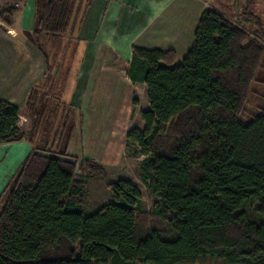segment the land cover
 Returning a JSON list of instances; mask_svg holds the SVG:
<instances>
[{"label": "trees", "instance_id": "1", "mask_svg": "<svg viewBox=\"0 0 264 264\" xmlns=\"http://www.w3.org/2000/svg\"><path fill=\"white\" fill-rule=\"evenodd\" d=\"M261 1L248 0L237 23L206 8L181 63L173 52L133 48L128 76L146 85L150 110L141 114L145 129L128 132L126 148L146 158L149 228L141 225V191L128 180L110 185L112 202L85 210V178L102 180L107 171L68 155L72 109L49 87L56 64L62 79L70 72L75 50L64 45L90 0L43 1L31 40L45 53L49 76L24 109L33 132L20 127L19 107L0 100V146L26 140L33 147L0 215V264H264V108L247 123L242 117L264 72ZM17 13L6 7L0 19L12 26ZM53 113L71 130L49 143L53 126L43 117Z\"/></svg>", "mask_w": 264, "mask_h": 264}, {"label": "crops", "instance_id": "2", "mask_svg": "<svg viewBox=\"0 0 264 264\" xmlns=\"http://www.w3.org/2000/svg\"><path fill=\"white\" fill-rule=\"evenodd\" d=\"M43 1L1 0L0 4L1 9H18L12 26L0 19V100L19 107L22 115L32 88L49 76L46 55L31 40ZM247 1L90 0L73 34L75 38L71 37L77 44L88 43L85 57L89 63L70 70V77L81 83L78 95H72L68 103L63 100L72 109L74 145L82 154L71 151L72 140L68 155L103 166L108 177L125 157L128 132L145 129L144 122L142 126L134 123L135 117L150 110L146 85L128 76L133 48L159 49L173 52L177 59L185 58L206 8L237 23V15ZM122 22L129 27L123 28ZM32 150L26 140L0 146V215L11 184Z\"/></svg>", "mask_w": 264, "mask_h": 264}, {"label": "rangeland", "instance_id": "3", "mask_svg": "<svg viewBox=\"0 0 264 264\" xmlns=\"http://www.w3.org/2000/svg\"><path fill=\"white\" fill-rule=\"evenodd\" d=\"M209 2V0H206ZM210 4V3H209ZM43 6V3H41V8ZM6 8H0V12L2 10H4ZM257 14H259L264 22V0L261 1V3H259L258 7H257ZM238 17V21H242V15H237ZM126 22H122L121 26H123V28H128L129 26L125 25ZM131 26V25H130ZM37 29V27L35 28ZM71 37L74 36H67V41L65 42V49H67L66 47L69 46V52L70 49H74L75 52H73V57H71V61H70V65L69 68L71 71H73L74 69H76L77 65L80 64V66H82L84 63V66L86 67V65L89 63L88 58H86L85 56L88 53L87 48H89L88 43H76L75 41L71 40ZM72 41V43H71ZM85 44L87 45L85 48ZM85 48V49H84ZM49 58H50V63H52V61H54L55 59H53V52L55 51V49L53 48L52 50L49 48ZM67 51V50H66ZM69 56V55H68ZM183 58H179L177 59V63H181L183 61ZM69 63L66 61L64 63L65 66H67ZM48 65H49V61H48ZM64 66V67H65ZM61 69L63 71L62 74L65 73V70H63L64 68L61 67L60 65L56 64L55 67H53V74L54 77L52 79V83L49 87V90H51L52 88L54 89V91L56 90L58 94H62L64 95V102L68 103L70 101V97L72 95H78V88L80 87V83L81 82H76V80L74 79V77H70L71 72L64 78L62 79V77L59 75L61 74ZM59 72V75H58ZM261 81H259L260 83H255L253 85V91L252 94L250 95V98L248 100V103L245 105V109L243 112V121L244 122H249V115L251 114H256L259 112V110H257V107L259 109H263L264 108V72L260 73L259 75ZM44 81L46 82V79H44ZM53 91V92H54ZM73 93V94H72ZM144 102V101H143ZM144 107H146L145 104H143ZM141 113H138V115L135 117L134 119V123L137 124L138 126H142V119H141ZM21 128L25 129L26 131L32 129H35V125L33 126V124L31 125V122L28 120V117L26 116V113H24L23 111V115L21 114ZM75 118V117H74ZM27 120V123L25 122ZM43 119L45 120L47 127L53 126V128L51 129V133L52 136L50 135L49 138L47 137V142H54L57 141V139H59V136L64 133L65 131L68 130V132L71 130L70 126L69 127H63L65 126V122L63 121V119L61 118V116H58L57 114L53 113L51 114L50 118H45L43 117ZM69 124H72L71 122H69ZM74 124H76L74 122ZM73 124V125H74ZM145 126V125H144ZM44 128V127H43ZM138 129V128H137ZM140 130V129H139ZM143 131V130H141ZM49 133V132H48ZM75 136L73 137V145L71 148V151L73 153H77L78 155L82 154L81 151H79V146L75 147L74 142H75ZM55 143V142H54ZM71 143V144H72ZM140 150L138 148H135L134 146L130 147V148H126V154L124 159L122 160V162L118 165L117 168H113L110 170V175L102 180H90L88 178H85L86 180V191H87V198L85 201V210L86 211H93L97 208H102L105 205L109 204L110 202H112V193L110 190V185L113 183H116L120 180H128L131 181L132 183H134L138 189L141 191L142 197H143V203H142V212L144 214V218L142 219V227L143 228H149L152 226L153 224V217H152V211H153V207H154V198L153 196L150 194V192L147 190V188L144 186L143 182H142V162L146 159L144 156L140 155ZM79 166V164H78ZM80 169V168H79ZM78 169V171H79ZM13 184V183H12ZM11 184V185H12ZM200 264H222L219 261L216 260H206L205 262H202Z\"/></svg>", "mask_w": 264, "mask_h": 264}, {"label": "built area", "instance_id": "4", "mask_svg": "<svg viewBox=\"0 0 264 264\" xmlns=\"http://www.w3.org/2000/svg\"><path fill=\"white\" fill-rule=\"evenodd\" d=\"M0 4H1V0H0ZM20 127H21V122H20Z\"/></svg>", "mask_w": 264, "mask_h": 264}]
</instances>
